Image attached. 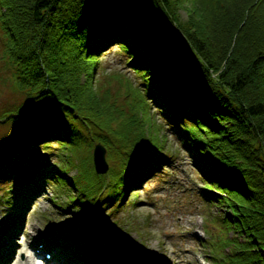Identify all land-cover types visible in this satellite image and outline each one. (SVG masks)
<instances>
[{
	"label": "trees",
	"instance_id": "obj_1",
	"mask_svg": "<svg viewBox=\"0 0 264 264\" xmlns=\"http://www.w3.org/2000/svg\"><path fill=\"white\" fill-rule=\"evenodd\" d=\"M182 2L0 0V48L14 90L25 95L0 114V123L14 127L0 143V207L3 200L11 209L3 211L10 225L23 221L43 182L71 191L64 203L84 222L114 217V203L129 204L130 192L175 160L145 138L141 124L114 127L94 104L88 60L119 45L200 173V193L227 211L216 223L230 249L223 255L214 242L213 261L264 264V0L240 2L233 26L218 24L206 0L193 1L182 23ZM98 143L113 162L105 173L85 165L83 152L93 159ZM76 179L92 191L79 190ZM132 258L127 253L125 264ZM122 261L112 253L107 264Z\"/></svg>",
	"mask_w": 264,
	"mask_h": 264
},
{
	"label": "rangeland",
	"instance_id": "obj_2",
	"mask_svg": "<svg viewBox=\"0 0 264 264\" xmlns=\"http://www.w3.org/2000/svg\"><path fill=\"white\" fill-rule=\"evenodd\" d=\"M193 1L195 0H184L182 4L178 5V15L182 23H187L189 14L195 10ZM206 1L210 2L209 8L215 13L213 17L218 24L221 22V24L233 26L237 14H241L242 11L239 3L244 0ZM234 29L237 27L234 26ZM1 49L0 114L6 107L20 104L25 99V95L14 90L15 88L12 86L10 75L14 70L6 62ZM102 54L101 57L88 60V68L85 72L91 86L90 92L94 97V104L109 114L108 118L114 119L111 123L112 126L118 125L122 128L123 123L126 122V130H129L128 123L137 122L141 124L146 139L157 146L166 147V150L175 156V160L170 162L169 167L164 170L161 168V173L147 178L141 188L129 193V204L125 203V206L121 207L120 201L114 203V217H107L105 214L102 220L105 224L104 230L120 225L121 230L118 231V235L123 239L128 238L127 244L134 245L125 249L124 252L133 256L136 255L139 264H143V262L148 264H216L211 257L213 245L210 243L217 241L216 244L220 245L223 255L230 249L222 244L226 237V231L216 223V218L227 214L225 207L208 201L200 193L204 186L199 177L200 173L191 164V159L182 147L179 148V143L166 130L160 114L158 115L157 109L148 99L146 87L142 86L147 83L144 82L145 78L142 76V72L137 71L134 65L132 66L119 45L109 46ZM94 126L92 124L93 130H97ZM13 129L14 127L9 124L0 123V143L5 142L7 134L14 131ZM35 149L36 147L33 150ZM42 149L43 147L39 148V150ZM83 154H89L91 159L90 151L85 150ZM90 159L85 162V165L88 167L92 165L96 168L94 154L93 159ZM104 159L108 165H113V162H109L106 153ZM50 160L53 161V155ZM96 160L102 169L104 167L102 158L98 156ZM169 161H167L168 165ZM75 173L76 171L72 170L69 171L68 175L72 178ZM19 181L24 182L22 179ZM76 183L79 190L92 191L85 187L84 180L76 179ZM62 185L66 187L64 184ZM43 187L42 193L44 194L39 197L36 196L31 208L26 213L23 211V223L10 225L9 219L4 214L11 209L3 200L1 201L0 232L8 233L9 245L0 247V264H10L17 259L24 260L25 258H29L32 264H42L45 259L43 251L40 250V253L35 254L32 245L33 242H35V246L40 245L41 242H51L50 236H53L51 230H47L48 235L45 232L46 226L49 224L46 217L49 215L57 219L56 213L61 211L62 214L66 211V215L62 219L74 222V216L79 214L75 212V207L71 209V213L69 212L72 202L67 205L68 202L61 203L58 201L62 210L58 208L57 211L53 205L52 199L57 196H61L63 200L66 198L69 200L68 197L72 193H69L71 191L68 192L67 188L60 190L57 184L48 183L46 185L45 182H43ZM73 192L78 193L75 189ZM93 222H100V220L91 219L84 223L80 221V225L86 227ZM63 228L67 231V236L65 233L59 234L54 239L55 241L53 240L54 243L52 242L50 249L58 260L64 257L67 260H72L73 254L71 252H76V250L73 248L66 250L63 247L70 237L67 228L64 226L56 227L54 231L58 232ZM87 234L89 232H81L75 234V237H86L89 246L99 242ZM228 236L232 238L237 235L232 231ZM102 243L119 245L111 239ZM107 249H109L108 246Z\"/></svg>",
	"mask_w": 264,
	"mask_h": 264
},
{
	"label": "water",
	"instance_id": "obj_3",
	"mask_svg": "<svg viewBox=\"0 0 264 264\" xmlns=\"http://www.w3.org/2000/svg\"><path fill=\"white\" fill-rule=\"evenodd\" d=\"M105 153H106L105 146L102 145V144H98L96 146V148H95V164H96L97 171L100 172V173H105L108 170V168H109L106 160L104 159V154ZM98 156L100 158H102V160H103V163L102 164H103L104 167L102 169H100V163L96 160V158H98Z\"/></svg>",
	"mask_w": 264,
	"mask_h": 264
},
{
	"label": "bare ground",
	"instance_id": "obj_4",
	"mask_svg": "<svg viewBox=\"0 0 264 264\" xmlns=\"http://www.w3.org/2000/svg\"><path fill=\"white\" fill-rule=\"evenodd\" d=\"M10 264H32V262L29 260V258H25L24 260L17 259Z\"/></svg>",
	"mask_w": 264,
	"mask_h": 264
}]
</instances>
